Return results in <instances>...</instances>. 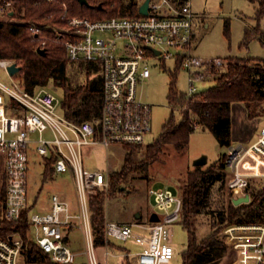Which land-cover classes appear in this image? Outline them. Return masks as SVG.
I'll list each match as a JSON object with an SVG mask.
<instances>
[{"label":"built area","instance_id":"2783aa9c","mask_svg":"<svg viewBox=\"0 0 264 264\" xmlns=\"http://www.w3.org/2000/svg\"><path fill=\"white\" fill-rule=\"evenodd\" d=\"M144 1L135 0L136 15L98 19L71 16L67 25L55 28L56 40L65 46L69 60L91 62L100 71L102 110L94 120L67 117L57 94L44 86L29 91L21 77L9 72L11 64H18L13 59L0 58V66L10 78L0 79V151L5 154L6 180L5 211L0 218V264H27L21 229L5 231L4 221H20L30 206V150L43 156L46 163L54 157L55 173L73 176L80 208L73 211L64 195L54 193L48 211L29 210L28 239L39 245L52 262L103 264L96 252L89 209L93 196L109 190L110 179L108 172L86 167V149L98 144L108 148L111 144L146 142L152 130V104L137 96V86L151 76L152 66L172 60L188 70L190 85L186 94L193 96L199 92L195 83L223 65L221 57L203 59L190 51L196 15L192 0H149L146 14L140 11ZM14 8V0H0V19L15 17ZM29 27L39 38L40 27L35 23ZM45 42L41 39L39 47H44ZM226 165L234 198L246 193L253 178L264 177V121L249 145H230ZM149 198L152 213L156 212L159 220H108L105 240L107 244L112 239L139 243L142 250L136 255V264H167L175 255L172 225L180 220L182 197L168 184L157 188L152 183ZM76 225L85 233L84 263L76 261L77 253L70 246L69 233ZM227 231L233 244L234 264H264V223H236Z\"/></svg>","mask_w":264,"mask_h":264},{"label":"trees","instance_id":"16d2710c","mask_svg":"<svg viewBox=\"0 0 264 264\" xmlns=\"http://www.w3.org/2000/svg\"><path fill=\"white\" fill-rule=\"evenodd\" d=\"M255 1L258 3L257 17L260 18L264 15V0ZM14 2V15L21 18V21L0 19V58L15 60L20 66L19 73L24 85L31 92L51 82L60 86V107L67 117L76 121L98 118L102 110L100 71L91 62H78L86 68L87 78L84 82L75 84L68 72L69 63L73 61L69 60L65 46L56 40L55 28L67 25V19L71 16L98 19L114 15H136L135 0H88V4L79 0ZM30 23L40 27V39L32 33ZM246 32L247 35L250 34V30ZM41 39L46 41V54L38 52ZM261 61L252 57H231L226 70L215 78L216 82L193 96L176 90L175 83H172L168 94L171 115L161 133L145 145V142L122 144L127 151L122 165L109 174V190L99 191L91 199V221L96 245L106 243L105 203L108 196L118 191L127 193L132 180L138 175L134 172L141 173L139 177L154 179L155 173L151 172V167L162 160L169 148L181 150L186 147L191 133L198 126L208 127L222 145H231L232 103L243 101L258 105L264 102V65L260 64ZM214 70L216 68L212 71ZM178 111L182 114L180 119H177ZM54 160V157L48 159L45 174L55 173ZM228 178L226 154H222L217 161L205 168L203 165H195L194 169H188L184 180L179 182L178 193L183 202L180 223L188 233V244L182 251V264H219L221 257L229 249L220 235L226 225L264 222V178L258 182L251 181L247 188L250 200L239 204L234 202L230 194ZM5 197L6 180L0 189V218L5 211ZM30 208L31 205L23 211L18 222L4 221V230L21 229L25 239L24 254L27 264L51 263L50 256L28 239ZM201 216L208 217L209 230L206 233H201L198 229ZM127 257V264H132Z\"/></svg>","mask_w":264,"mask_h":264},{"label":"rangeland","instance_id":"374dc122","mask_svg":"<svg viewBox=\"0 0 264 264\" xmlns=\"http://www.w3.org/2000/svg\"><path fill=\"white\" fill-rule=\"evenodd\" d=\"M257 7L258 3L255 0H192V8L196 15L193 20L195 33L190 51L203 59L221 57L224 61L223 65L216 67L214 73L209 72L210 74L204 80L195 83L198 91H202L216 82L215 78L226 70L231 57L258 58L262 60L260 64L264 65V15L260 18L257 17ZM3 20L21 21V18L15 16ZM247 30H250L249 35H247ZM19 72L16 73V76L22 78ZM68 72L75 84H80L87 78L86 68L77 62L69 63ZM0 79L4 81L10 79L5 68L1 66ZM172 83H175L176 90L186 92L190 85L189 72L174 61L168 60L164 64L152 66L151 76L137 86V96L152 104V130L143 145L161 133L164 124L171 115L172 109L168 94ZM44 87L53 91L60 99L62 98L60 86L51 82ZM263 103L258 105L243 101L232 103L231 145H249L256 139L264 121ZM176 114L177 119H180L182 114L179 111ZM229 147L230 145H222L208 127L198 126L191 133L186 147L181 150L169 148L162 156V160L157 161L151 167V172L155 173L154 179L148 180L145 177H139L141 173L134 172L138 175L132 180L127 193L118 191L116 194L108 196L105 203L106 221L134 222L138 213L142 215L141 221H146L151 205L149 188L152 183L157 188L169 184L177 192L179 182L184 180L188 169H194V161L197 158L203 155L207 156V163L203 165L205 168L217 161L222 154H227ZM89 150L90 152L85 155L86 167L108 171L109 174L122 165L127 151L122 144H111L108 148L98 144ZM29 154L28 197L31 205L30 211L32 213L44 211L50 203L52 194L61 189L66 191L72 208L76 211L78 204L72 175L69 173L45 174L46 160L43 156L33 150H30ZM4 159L5 154L0 151V189L1 183L4 182ZM262 178L264 177H255L252 180L258 182ZM229 191L234 198L235 193L230 188ZM246 193H248L247 190ZM200 220L198 229L201 233H206L209 230L208 217L201 216ZM234 224L236 223L226 225L220 232L229 249L223 254L219 264H234L235 262L230 232L227 231ZM237 233L242 234L243 232L238 231ZM69 236L70 246L77 253L76 261L86 262L87 243L84 230L76 225L70 230ZM112 242L109 244H114L115 249L122 248L124 251L129 249L131 254L127 258L132 264H136V255L142 250L139 243L132 239L126 241L112 239ZM171 242L175 247V255L167 264H182V251L187 247L188 233L180 220L172 225ZM104 250V247H97L100 258H102ZM123 260L122 257L113 256V254L108 257L109 264H125Z\"/></svg>","mask_w":264,"mask_h":264},{"label":"crops","instance_id":"0c3cea01","mask_svg":"<svg viewBox=\"0 0 264 264\" xmlns=\"http://www.w3.org/2000/svg\"><path fill=\"white\" fill-rule=\"evenodd\" d=\"M94 147V146H93ZM93 147H90V148H93ZM90 148H88V149H86V154H88L89 152H90ZM4 164H5V159H4ZM3 164V171H4V168H5V165ZM91 170H101V169H91ZM108 172V171H107ZM71 175V174H70ZM73 177V176H72ZM4 180H5V175H4ZM2 184H3V182L1 183V186H2ZM169 185V184H168ZM178 190V189H177ZM178 192V191H177ZM54 193H60V194H62V195H64L69 201H70V203H71V200L67 197V193H66V191L65 190H63V189H61V190H59V191H56V192H54ZM53 193V194H54ZM52 194V195H53ZM52 197V196H51ZM51 197H50V203H49V205H48V207L46 208V209H44V211H41V212H46V211H48L49 209H50V207H51ZM76 198H77V194H76ZM76 201H77V204H78V199H76ZM71 208H72V203H71ZM79 204H78V209L76 210V211H78L79 210ZM72 210L74 211V209L72 208ZM90 210V209H89ZM140 214V216L138 217L137 215H136V218H138V219H136V221H138V222H149V221H151L150 220V216L152 215V206L150 205V209H149V211H148V217L146 218V221H141V218H142V215H141V213H139ZM106 217H107V215H106ZM90 218H91V211H90ZM117 222H120V221H117ZM91 224H92V221H91ZM83 229V228H82ZM92 229H93V226H92ZM84 230V229H83ZM93 233H94V230H93ZM85 234V233H84ZM94 240H95V236H94ZM94 243H95V241H94ZM113 243V242H112ZM97 247H104V251H103V256H102V258H100V256H99V252L97 251ZM95 248H96V252H97V255H98V257H99V259H100V261L103 263V264H109V261H108V257L110 256V254H113V256H120V257H122L124 260H123V263H125V264H127V259H126V257L127 256H129L130 254H131V251L128 249V250H126V251H124L122 248L120 249V248H117V249H115V246H113V245H111V244H103V245H96L95 244ZM107 251H109L110 252V254L109 255H106V252Z\"/></svg>","mask_w":264,"mask_h":264},{"label":"water","instance_id":"95a60500","mask_svg":"<svg viewBox=\"0 0 264 264\" xmlns=\"http://www.w3.org/2000/svg\"><path fill=\"white\" fill-rule=\"evenodd\" d=\"M81 3H84V4H88V0H79ZM148 3H149V0H145L141 6H140V11L142 13H147L148 12ZM13 12H11L12 14ZM38 52L41 53V54H46L47 53V49L44 48V47H38ZM156 52L158 53L159 50H156ZM9 72L11 74H15L17 73L18 71H20V66L16 65L15 63L11 64L9 66ZM207 163V156L206 155H203L199 158H197L195 161H194V165H204ZM250 200V195L247 193L245 194L244 196H240V197H237V198H234V202L236 204H239L241 202H247ZM137 216L139 217L140 214L138 213ZM150 220L151 221H157L159 220V216L156 212L152 213V215L150 216Z\"/></svg>","mask_w":264,"mask_h":264}]
</instances>
